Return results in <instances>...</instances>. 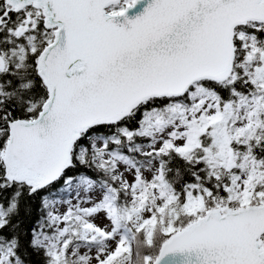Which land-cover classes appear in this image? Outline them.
Masks as SVG:
<instances>
[{"label":"snow or ice","instance_id":"obj_1","mask_svg":"<svg viewBox=\"0 0 264 264\" xmlns=\"http://www.w3.org/2000/svg\"><path fill=\"white\" fill-rule=\"evenodd\" d=\"M0 264H264V0H0Z\"/></svg>","mask_w":264,"mask_h":264}]
</instances>
